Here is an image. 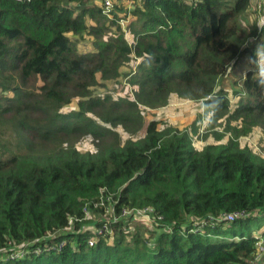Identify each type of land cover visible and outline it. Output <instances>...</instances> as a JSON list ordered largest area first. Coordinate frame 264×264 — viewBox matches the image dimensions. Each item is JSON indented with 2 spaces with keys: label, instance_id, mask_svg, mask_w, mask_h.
Listing matches in <instances>:
<instances>
[{
  "label": "trees",
  "instance_id": "1",
  "mask_svg": "<svg viewBox=\"0 0 264 264\" xmlns=\"http://www.w3.org/2000/svg\"><path fill=\"white\" fill-rule=\"evenodd\" d=\"M254 1L143 0L128 40L90 0H0V264H264V157L239 142L264 130V27L243 22ZM244 57L234 104L219 83ZM124 77L133 95L93 92ZM173 96L204 102L231 137L196 149L193 131L152 120L134 140L141 109ZM86 135L95 153L75 145Z\"/></svg>",
  "mask_w": 264,
  "mask_h": 264
},
{
  "label": "rangeland",
  "instance_id": "2",
  "mask_svg": "<svg viewBox=\"0 0 264 264\" xmlns=\"http://www.w3.org/2000/svg\"><path fill=\"white\" fill-rule=\"evenodd\" d=\"M94 6L101 7V0H90ZM116 3L115 10L118 11L117 13L122 14L120 10H118V4H120L122 1L127 0H114ZM259 5H262V8L260 10ZM248 13L244 16V24L246 26H259V31H261L264 27V21H262L263 15H264V0H255L252 4V6L249 8ZM108 26L107 24H105ZM111 29V28H110ZM129 33V31H128ZM126 33L128 40H131V36ZM90 37H87L89 39ZM251 39V38H250ZM249 39V40H250ZM253 39V38H252ZM248 40V41H249ZM88 43V42H86ZM83 43L81 45L82 49L88 50L90 49V45ZM244 60L239 62L238 66L235 68L234 71H232L226 78L220 80L219 85H221L224 89L229 91V97L231 99V102L234 104L238 102L240 99L241 93H237L236 91L241 90V85L235 84L237 81L239 75H241L243 72H246L247 69L250 68V65L252 64L250 57H244ZM261 62H264V56L262 55ZM136 62H131L130 64L126 65L124 67L125 71H128L132 66H135ZM239 74L238 76H236ZM133 91L128 86L127 79L120 78L118 82H112L109 83L107 87H95L93 89V92L96 94H104V93H111L113 96H119L124 95L126 93L133 95ZM11 92H7L5 94H10ZM78 102L79 100L75 98L71 104L67 105L64 109V111H69L72 109H78ZM143 114V121L140 129L132 134V138L134 140L142 139L146 136L147 128L149 123L152 120L159 121V129H177L179 131H193V144L195 145L196 149L204 148L208 144H218L226 142L230 137V132H226L225 126V119L224 117L217 120V123L215 126L211 125V113H206V108L204 106V102L202 101H195V100H186L179 98L178 96H173L171 98L170 103L165 107H160L156 109H141ZM140 112V111H139ZM239 123V122H238ZM197 126V133H194L193 125ZM127 132L129 130L124 129L122 126H115L113 127V134L119 133L125 137H128ZM196 134V135H195ZM219 134H222L224 136L218 137ZM117 135L108 136L107 138L102 137L106 140H112ZM240 145L242 147L249 146L251 147L255 152L259 153L264 157V130L261 125L254 126L250 133L247 135H243L239 138ZM97 140L90 135H86L84 137H80L79 140L76 141L75 145L84 153H95L97 150ZM260 155V156H261ZM98 216V214L96 213ZM96 215H92L88 217V221L93 222L96 219ZM137 218H134L137 224H142L145 226V228L149 229H156V226L152 224L149 217L146 216V214L143 215H136ZM86 219V218H85ZM135 225H132L131 230L135 231ZM124 228V227H123ZM92 230H94L93 227H91ZM264 229V228H263ZM263 229L257 230L255 233H262Z\"/></svg>",
  "mask_w": 264,
  "mask_h": 264
},
{
  "label": "built area",
  "instance_id": "3",
  "mask_svg": "<svg viewBox=\"0 0 264 264\" xmlns=\"http://www.w3.org/2000/svg\"><path fill=\"white\" fill-rule=\"evenodd\" d=\"M143 0H127L122 1L120 4H118V10L121 11L122 14L117 13L118 11L115 10L116 3L114 0H101V9L103 14L107 15L109 18H114L117 15L118 22L123 26L125 33H128V23L135 19V17L132 16L131 10L134 9L137 4H141ZM190 2H196L197 0H188ZM116 14V15H115ZM264 56V55H263ZM143 215L146 214L147 217L150 218L152 224L155 223L154 219L147 214L144 210H124L123 216H133L137 218L136 215ZM86 215H88L87 209H86ZM237 214H227L226 217L230 220L234 218ZM72 224V220L70 221V225ZM71 227V226H70ZM102 233V231L100 232ZM262 234V233H261ZM63 245V242H61L60 247ZM49 250H56V247L53 245L47 246ZM35 252H41V250H35ZM26 252H24L22 249L19 251H16L12 254H10L7 257V260H14L18 259L20 257H23ZM1 258V257H0ZM256 259H262L264 260V235H261V239L258 243V250L256 253Z\"/></svg>",
  "mask_w": 264,
  "mask_h": 264
},
{
  "label": "crops",
  "instance_id": "4",
  "mask_svg": "<svg viewBox=\"0 0 264 264\" xmlns=\"http://www.w3.org/2000/svg\"><path fill=\"white\" fill-rule=\"evenodd\" d=\"M263 234V233H262Z\"/></svg>",
  "mask_w": 264,
  "mask_h": 264
}]
</instances>
